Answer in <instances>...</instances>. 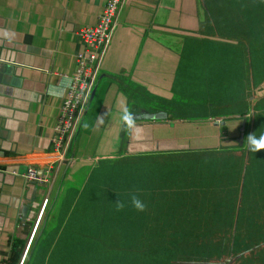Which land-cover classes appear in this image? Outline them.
<instances>
[{"label": "crops", "instance_id": "crops-1", "mask_svg": "<svg viewBox=\"0 0 264 264\" xmlns=\"http://www.w3.org/2000/svg\"><path fill=\"white\" fill-rule=\"evenodd\" d=\"M103 1L0 0V264L13 250L20 262L31 238L35 244L57 218L60 234L40 264L50 256L58 264H169L171 249L144 246V235L177 183L168 179L171 159L179 168L191 154L207 160L206 153L236 155L245 146L238 210L230 195L233 231L243 243L264 230V150L250 152L246 141L264 133V0H122L92 94L57 158L50 135L61 83L82 47L75 31L95 22ZM237 39L249 43V88ZM225 104L233 107L222 113ZM122 107L137 117L142 139L123 126ZM147 156L164 162H130ZM27 165L45 179L24 181ZM131 192L144 211L131 205Z\"/></svg>", "mask_w": 264, "mask_h": 264}, {"label": "trees", "instance_id": "trees-1", "mask_svg": "<svg viewBox=\"0 0 264 264\" xmlns=\"http://www.w3.org/2000/svg\"><path fill=\"white\" fill-rule=\"evenodd\" d=\"M242 63L245 85L249 88L251 66L247 53L243 51ZM206 154L207 160H199L191 154L187 165L182 164L179 168L173 162L176 158L171 159L173 163L170 161L168 179L177 183L172 182L168 186L165 196L162 195V200L157 202L156 211L149 216L144 246H168L172 253L169 264H264V230L243 243L238 242V235L233 231L237 219L234 220L235 205L230 201V195L237 197L238 210L241 206L240 180L247 164L246 146L236 155L231 151ZM135 160L158 161L147 156L130 162ZM158 162L163 163L164 160ZM180 177L187 185L178 184ZM220 196L222 199L216 215ZM217 226L221 232L213 229ZM32 239L20 262V250H13L11 258L4 264H40L41 249L37 246L38 241L32 244Z\"/></svg>", "mask_w": 264, "mask_h": 264}, {"label": "built area", "instance_id": "built-area-1", "mask_svg": "<svg viewBox=\"0 0 264 264\" xmlns=\"http://www.w3.org/2000/svg\"><path fill=\"white\" fill-rule=\"evenodd\" d=\"M121 2L122 0H104L96 15L95 22L75 31L82 47L74 54V68L72 73L68 75L71 84L66 86L50 135L52 148L57 152V158L63 157L65 146L85 110L99 68V62L110 39ZM20 176L26 182H40L46 177L45 174L39 175L31 165H27L20 172ZM45 202L46 198H43L35 224Z\"/></svg>", "mask_w": 264, "mask_h": 264}, {"label": "clouds", "instance_id": "clouds-1", "mask_svg": "<svg viewBox=\"0 0 264 264\" xmlns=\"http://www.w3.org/2000/svg\"><path fill=\"white\" fill-rule=\"evenodd\" d=\"M70 84H71V79L68 77H65L61 83V86H66ZM49 94L53 96H57V93L55 92L54 88L49 89ZM60 95H62V93ZM136 119L137 117L127 107H122V113L120 116V120L123 126L130 134L133 135L135 139L140 140L143 137V129L137 126ZM100 122L103 123V118H101ZM246 141H247L248 150L250 152L256 153L260 150H264V133H262L258 137L255 133L249 134L246 137ZM129 198H130L131 205L136 210L138 211L145 210L146 205L142 202V200L139 198L136 192L129 193ZM125 206L126 205L123 200H119L118 202H116L117 211L123 210Z\"/></svg>", "mask_w": 264, "mask_h": 264}, {"label": "rangeland", "instance_id": "rangeland-1", "mask_svg": "<svg viewBox=\"0 0 264 264\" xmlns=\"http://www.w3.org/2000/svg\"><path fill=\"white\" fill-rule=\"evenodd\" d=\"M236 44H237V47L239 48V50L241 51V53H240V55H241V63H242V51H243V52L247 53V58H248V60H249V62L251 64L248 41L242 40V39H237L236 40ZM243 73H244V70H243V63H242V74ZM243 79H244V82H245L244 74H243ZM249 83L251 84V76L249 77ZM231 106L233 107V104H231ZM231 106L230 105H226V104L225 105H221V112L224 113V112L230 111L232 109ZM182 109H186V108H182ZM181 118L185 119L187 117H181ZM111 202H112V200H111ZM60 220L61 219H59V218L51 219L49 221V226L45 230H43L42 234L41 235L36 234L38 236V241H39L38 244L40 243V239L43 238V240L41 242V246L42 247L40 246V244L38 246V247L41 248V254H44V253L48 252L47 248L54 244L55 236L57 234L58 235L60 234V230H59V227H60V224H61ZM37 236H35V239H37ZM39 261H40V263H42V261H44V259L42 260V258H40ZM47 261H48L47 264H58L59 263V260H58L57 256H50ZM60 264H63V263L61 262Z\"/></svg>", "mask_w": 264, "mask_h": 264}, {"label": "water", "instance_id": "water-1", "mask_svg": "<svg viewBox=\"0 0 264 264\" xmlns=\"http://www.w3.org/2000/svg\"><path fill=\"white\" fill-rule=\"evenodd\" d=\"M91 94H92V90L90 92V96H91ZM242 130H243V122H242L241 126L239 127V134H238V137L236 139V141H237L238 144H241V140H242ZM25 209H26V205H23L22 206V209H21V215L24 214Z\"/></svg>", "mask_w": 264, "mask_h": 264}]
</instances>
